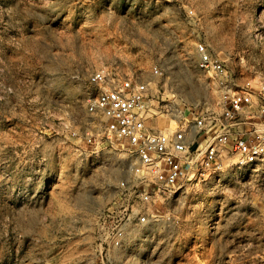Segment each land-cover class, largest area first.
I'll return each instance as SVG.
<instances>
[{
	"label": "rangeland",
	"instance_id": "rangeland-1",
	"mask_svg": "<svg viewBox=\"0 0 264 264\" xmlns=\"http://www.w3.org/2000/svg\"><path fill=\"white\" fill-rule=\"evenodd\" d=\"M199 44L264 93V0H0V264H264V174L184 178L138 226L134 159L87 108L110 68L151 83L164 132L218 111Z\"/></svg>",
	"mask_w": 264,
	"mask_h": 264
},
{
	"label": "built area",
	"instance_id": "built-area-1",
	"mask_svg": "<svg viewBox=\"0 0 264 264\" xmlns=\"http://www.w3.org/2000/svg\"><path fill=\"white\" fill-rule=\"evenodd\" d=\"M198 68L215 74L219 91L218 111L193 113L192 121L173 132H164L154 117L167 113L159 93L137 75L103 68L90 77L98 89L88 111L101 115L103 135L122 144L134 159L131 179L122 181L131 200L126 210L135 212L138 226L158 221L153 206L182 191L184 178L208 180L228 170L236 178L264 174V93L252 85H239L236 77L206 45H198ZM160 74L158 68L154 69ZM113 244L123 243L125 232L116 228Z\"/></svg>",
	"mask_w": 264,
	"mask_h": 264
},
{
	"label": "crops",
	"instance_id": "crops-1",
	"mask_svg": "<svg viewBox=\"0 0 264 264\" xmlns=\"http://www.w3.org/2000/svg\"><path fill=\"white\" fill-rule=\"evenodd\" d=\"M219 214H222V213H219Z\"/></svg>",
	"mask_w": 264,
	"mask_h": 264
}]
</instances>
